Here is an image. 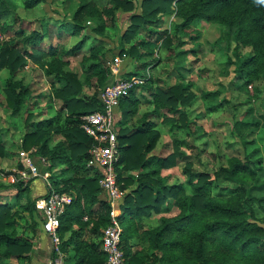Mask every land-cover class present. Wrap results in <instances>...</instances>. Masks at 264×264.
<instances>
[{
	"label": "trees",
	"instance_id": "obj_1",
	"mask_svg": "<svg viewBox=\"0 0 264 264\" xmlns=\"http://www.w3.org/2000/svg\"><path fill=\"white\" fill-rule=\"evenodd\" d=\"M35 1H27L26 7L33 9L41 2ZM109 1L111 6L103 10L93 2L81 5L71 19L73 30L70 34L80 36L86 22L95 21L101 26H96L94 31L103 35L106 22L111 21L117 11L131 13L130 25L121 35L120 55L136 60L147 59L142 66L147 69L159 62L156 57L150 60L155 54L151 49L153 43L147 38L154 35L160 37L158 29L162 18L174 15L180 20L174 24L173 34H164L166 36L160 45L181 59L187 54L186 51H178L187 43L183 40L184 35H189L186 34L187 30L196 22L204 21L221 28L222 36L216 46L224 52L231 54L232 45L235 44L233 54L237 61L230 56L227 66H235L236 79L244 80V87H250L264 78V2L261 0H142L139 5L134 0ZM6 13L7 7L0 0L1 31H6V24L1 23ZM152 25L157 28H152ZM21 30L18 32L21 33ZM144 31L145 35H141ZM46 33L42 28L41 31L34 30L25 36L24 45H19L20 42L14 39L1 42L0 71L7 70L9 73L3 83L6 107L11 110L13 117L22 114L28 99H31L30 90L23 81H17L16 76L27 66V59L40 64L46 77L53 82L52 95L61 102L60 109L51 119L39 122H32L35 116L28 111L25 114L27 130L21 148L25 151L36 148L35 157H42L49 162L46 170L52 173L55 190L74 197L61 217L59 234L62 238L71 229L72 223L79 225V229L70 237L74 243L75 264H107L102 238L99 243L94 238L103 237V231L110 223L111 205L109 200L101 198V173L88 166L91 159L89 151L94 140L81 125L84 116L103 111L100 95L114 82L113 76L110 69L103 65V49H90L82 64L87 66L85 74L88 80H95L96 91L93 96L83 98L84 84L76 73L66 71L70 64L66 58L80 54L86 45V38L60 53L53 46V41L48 50L45 47L43 49ZM124 43L131 46L124 49ZM27 46H31V52ZM246 48L251 51L243 56L240 50ZM125 77L143 78L145 84L142 86L152 80L138 72L128 73ZM56 83L60 85L58 88L55 87ZM239 88L242 87L239 85ZM134 90L124 99L131 106L127 115L137 112L138 101L130 99ZM259 92L262 94L261 109L264 116V91ZM216 93L213 96L219 95ZM153 96L156 113L166 110L174 116L169 118L164 115L165 122L177 129L190 130L187 108L197 98L192 84L178 83L166 91L158 89ZM209 96V93L203 94L205 98ZM219 108L220 104L211 109L216 111ZM242 123L238 120L234 127ZM153 125L141 123L133 135L122 130L118 135L121 156L116 166L117 182L123 191L137 185L126 196L119 218L123 230L121 247L126 264H264V229L251 223L254 220L264 224V166L263 158L257 157L261 148L251 149L254 141L248 140L247 134L243 138L237 134L239 143L244 147L242 159L230 158L228 165L222 166L213 176L195 171L194 164L187 162L183 169L186 181L168 184L169 178H162L161 171L177 167L178 158L184 155L177 148L175 153L165 158H148L161 137ZM58 136L63 139L52 145ZM7 156L9 154L0 133V157ZM19 169H23L22 164ZM58 169L61 171L55 173ZM129 171H137L138 176L127 177ZM34 180L27 185L17 183V197L29 191ZM220 180L236 185L230 197L214 194L213 189L216 187L223 190ZM3 189L0 185V191ZM37 200L30 199L25 204H0V264H6V260L13 257L26 259L32 251L30 238L26 232L19 235L18 229L26 227V230L34 231L39 226V217H35ZM26 214L31 218L27 219L24 216ZM155 215L159 216L158 224L149 226L147 221ZM86 216L89 218L83 222ZM21 218L26 219V225L19 223L17 219ZM85 235L92 239L85 241ZM69 243L67 241L65 245Z\"/></svg>",
	"mask_w": 264,
	"mask_h": 264
},
{
	"label": "rangeland",
	"instance_id": "obj_2",
	"mask_svg": "<svg viewBox=\"0 0 264 264\" xmlns=\"http://www.w3.org/2000/svg\"><path fill=\"white\" fill-rule=\"evenodd\" d=\"M27 1L29 0H1V2H4L7 7V13L3 20H1L2 24H6V31H1L3 38L0 40V44L1 42H7L14 39L20 42L19 45H24L23 40L25 36L30 35L34 30L41 31L42 28V30L47 32L43 49L45 47L46 50H48L52 41L56 38L52 44L59 49L60 53H62L73 48L81 39L86 38L87 41L83 51L74 57L66 58L70 62L69 66L66 67V71L76 73L84 84L83 98L93 96L96 91L94 85L95 80H88V77L85 74L87 66L82 64L84 56L89 55L90 49L94 47H101L103 49L105 55L102 59L103 65L106 68H109L111 73L116 71V69H113L115 68V65L120 64V66L117 67L120 68V73L124 70H128V72L134 71L143 75L147 79L151 76H165V74L160 72L161 68L165 66V68H168L167 72H169L170 65L176 63V61L180 59L179 57L174 56L171 61H164L162 59L164 54L162 53V50L164 49L160 45L161 40L166 36L164 34L166 32L173 34L175 21H180L174 15L162 18V23L159 26L160 29H158V31H160V37L154 35L151 38H147L153 43L151 49L154 50L155 54L152 56L153 59L151 58L150 60H154L155 57V59L161 58L163 65L162 67L159 66L156 68L161 62L159 61L157 64L149 67L150 69H146L142 66L147 59L136 60L130 56L120 55L121 35L130 25L131 13H124L120 10L117 11L116 14L113 15L111 21L109 20L106 22L103 35H99L94 31L96 26H101L100 23L97 24L95 21H87L80 36H72L70 34L73 30L72 24L70 23L72 21L71 19L81 5L93 2L100 10H103L104 8L111 6L109 0H41L39 5L33 9L26 7ZM38 1L39 0L35 1V3ZM134 1L139 5L142 0ZM44 21L46 22L43 24L42 22ZM28 22L32 23L28 25ZM64 23H67V25L63 26ZM152 28H157V26L152 25ZM20 29H23L21 30V33L18 32ZM145 33L146 31L142 32L141 35H145ZM186 34L189 35H184V40L188 42V45H190L191 41H194V43L191 44L193 49L202 48L203 45L206 48L203 53H200L199 56H197L196 61H193L194 65H191L194 73L195 70L197 71L195 74L200 77L198 79H201L199 81L201 89V92H199V95L201 96L200 98L204 101L205 97H203V94L209 93L211 96L205 100V104H209V106H218L220 104V108L217 109L216 113L210 114V116L205 115L204 117H201L200 115H204L206 110L202 105L196 107L198 110L197 114L201 119L197 121L195 126L192 125L190 130L191 134L187 137L191 147L183 148L181 151L186 155L192 156L189 161L195 164V171L206 172L213 176L222 166L228 165L230 158H243L244 147L239 143L240 138L236 135H241L240 137L243 138L247 134V139L254 141L250 148H261V153L257 157L259 158L261 156L263 158L264 166V116L261 109L262 94L259 92L264 91V78H260L250 87L243 86L244 80L239 81V79H236L235 66H227L228 57L232 56V59L237 61V58L233 54L235 44L232 45L231 54H227L224 50L216 46V43L222 36L221 28L218 25L208 24L204 21L196 22L190 30H187ZM191 37L196 38L191 39ZM175 41V43H177V39ZM130 46L131 44H123L124 49H128ZM214 48L215 54L213 53L212 55L211 53ZM27 50L31 52V46H27ZM250 51V48H246L241 49L240 53L243 56H247ZM171 54L173 55V53L170 52L166 59L170 57ZM30 61L37 64L35 61ZM28 72L29 73H22L20 76L24 77V82L25 80H27V82H32V86L30 87L31 99H28L27 106L23 109L20 116H18V114L16 117H13L11 115V110L6 107L3 83H0V133L13 140L9 145L15 146L16 144L19 146H16V149L17 153L21 150L19 152L22 157V160L20 161L21 164H24L25 158L30 152L34 151L35 153L37 151L36 148L29 151L22 150L21 148L23 142L21 137L27 130V127H25V114L27 115V112L29 111L35 116L31 119L32 122L38 121L39 119L49 120L58 113V110H55V106L59 108L61 104V102L56 100L52 95V89L49 84L50 81H48L45 76L44 70L40 64H37V68L31 67ZM166 74L168 77V73ZM112 76L115 77L113 74ZM167 77V81L172 82V80H169ZM121 78H123V76H121ZM147 84H150V81H148ZM239 85L242 87L241 89L239 88ZM59 86L60 85H58V87ZM147 87L149 86L147 85ZM207 88L212 91H204L205 89L207 90ZM216 92H218L219 95L213 96L214 94H217ZM28 106L29 109L27 108ZM117 108L115 109V125L117 122ZM122 108L128 110V103H123ZM194 116L195 115L192 116L193 119L195 118ZM238 120L244 122V124L242 123L235 128L234 125ZM161 126V134L166 136L167 140L172 141L175 136L172 134V127L170 125ZM15 140H18L19 142L14 143ZM12 149L15 150V148ZM7 153L9 154V152ZM22 153H26V155H23ZM15 155V153H12L10 158L13 159ZM31 158L33 159L35 166H39V176L35 177L30 190L23 192L21 197L15 198L8 194V196H5L3 199H9L10 202L15 201L19 204H25L28 200L33 199L37 194L46 190V182L43 176L46 173L44 167H48L49 162L45 161L44 163L41 159L38 160V157L33 155H31ZM184 167L185 163H179L177 168L172 171V178L181 181L185 180L183 174ZM17 169L18 167L13 171V174L15 173L16 176L19 171V169ZM93 170L96 171V168L93 167ZM16 181L17 180H15V182ZM1 182L7 184V182L0 179V183ZM220 182L223 190L220 187H216L213 189L214 194L216 196L230 197L233 194L236 185L223 182L222 180H220ZM262 195L263 194H260V196ZM24 216L28 219L31 218L27 214ZM35 217L38 219V216L35 215ZM158 219L159 216L155 215L147 222L149 226H156L158 224ZM17 220L19 223L21 222V225H26V219L21 218ZM23 231V228L18 229L19 235H23ZM101 237L102 236L98 238V241L101 240Z\"/></svg>",
	"mask_w": 264,
	"mask_h": 264
},
{
	"label": "crops",
	"instance_id": "obj_3",
	"mask_svg": "<svg viewBox=\"0 0 264 264\" xmlns=\"http://www.w3.org/2000/svg\"><path fill=\"white\" fill-rule=\"evenodd\" d=\"M175 23H179V22L176 20ZM54 40H53V42H54ZM192 43H194V41H191L190 45H188V42H187L183 47H181L178 50V51H186L187 54H184L182 59L180 58L178 61H176V63L171 64L170 67L167 66L170 68L169 72H167L168 68H165V66L163 68H161L160 72L165 74V76H162V77L160 75H159V77H157V76L152 77L151 76L152 80H150V84H146L145 86H139L133 91L130 99H131V101L132 100L138 101L137 112L135 114L127 115L126 112L128 110H125L124 108H122V105L125 102L128 103V105H129V102L126 100H122L119 104V107L117 108L116 128L118 129L119 132H120V130H122L124 133L129 132L128 134L133 135L137 131V129L139 127H141V123L145 124V126H147V123L154 124L153 128L156 129L157 131H159L160 134H161L160 128L162 127L161 125H170L172 127L171 131H172V134L175 135L174 139L172 141H169L166 139V136L161 134V137H160L159 141L157 142L155 149L148 155V158H152V157L165 158V157L175 153L177 148L181 150L183 148L191 147V145H189V142L187 140L188 135L191 134V132H190L191 128H190V130L177 129V128L173 127L171 123H167L164 121V117H163L164 115H167L169 118H173L174 117L173 115L168 114V112L166 110H163L159 114L155 112V104L153 103V101H154L153 95L156 93V91L158 89H160L162 91H166L169 87H173V86L177 85L178 83H182V84L190 83V84H192V90L196 93L197 98L187 108L188 109L187 113H188V117H189V122H191V127H192V125L195 126V124L197 123V121L199 119H201V117H204L205 115L210 116V114H214L217 111V110L214 111L211 109L214 106H209V104H205V102H206L205 100L207 98H204L205 99L204 101H203V99L200 98L201 96L199 95V92H201V89H200V82L199 81L201 79H198L200 77L195 74L197 72L196 70L194 73V71L191 68V65L192 66L194 65L193 61L195 62L197 56H199L200 53H203L206 50V48L203 45L202 48L193 49V47L191 46ZM163 49L164 50H162L163 51L162 53H164V54L162 56V59L164 61L169 62L173 59L174 56H176L175 53L171 52V53H173V55L171 54V56L166 59L167 55L170 52L165 48H163ZM210 51H209V53H210ZM218 51H220V50H218ZM213 53L215 54V48L212 50L211 54L213 55ZM159 61H161V62L159 63V65L156 68H158L159 66L162 67V65H163L161 58L159 59ZM119 66H120V64H117V65H115V68H113V69H116V71H114V73L112 72V74L115 75V77L113 76V81L115 79H124V78H121V76H124V75L126 76L128 73L134 72V71L128 72V70H124L123 72L120 73V68H117ZM31 67L37 68V64L32 63L29 59L27 66L21 72H19L18 75L16 76V80L17 81H23L24 77L23 76L21 77L20 74L29 73L28 71L30 70ZM166 73H168V77H167ZM0 74H1L0 83H4V81L8 79L9 73L7 70H3V71H0ZM166 77L169 80L171 79L172 82H168ZM47 79H48V81H50L49 82L50 87L53 88L52 87L53 82L48 77H47ZM23 84L25 86L29 87L30 94H31L30 87L32 86V82H30V81L27 82V80H25V82L23 81ZM58 85L59 84L56 83L55 87L58 88ZM147 85L149 87H147ZM209 90L212 91L209 88H207V90L205 89L204 91H209ZM134 96H135V98H134ZM199 101H202V102H199ZM201 105L205 108L206 113H204V115L201 114L200 115L201 117H200L197 114L198 110L196 107L201 106ZM25 106H27V103ZM27 108L29 109V106ZM130 108H131V106H129V109ZM56 109L59 110L60 106H59V108H57L55 106V110ZM30 114H32V113L30 112ZM193 115H195L194 119L192 118ZM49 117H51V116H49ZM39 121H43V120L39 119L38 121H35V122H39ZM2 135H3V140L5 141V145H6V152H9L10 155L12 153H15L16 155L13 159L10 158V155L5 157V158L0 157V179L4 182H7V184H5L3 182L0 183V185L3 188H5L2 191H0V204H10V203L12 204V203H17V202H15V201L10 202L9 199L7 200V199H3V198H5V196H8V194L10 196H14L15 198L17 197L18 191H17L15 185L17 183L21 182V177L19 175V171L23 170V169H19V165L21 164L20 161L22 160V157L19 154V152L21 150L18 151V153H17L16 148L19 146H17L16 144H15V146L9 145V143H12L13 140L11 138L4 136V134H2ZM22 138H23V135H22L21 139ZM62 139H63L62 136L56 137L53 140L52 145L57 144ZM16 142H19V141L15 140L14 143H16ZM12 148H15V150ZM35 153H34V151L30 152L29 157L31 158V155L35 156L34 155ZM180 153L183 154L184 157L178 158V165L181 162L185 163V164L187 162L194 164L193 162L189 161V159L192 157L191 155H186L182 151ZM39 159H41V161L44 163H45V161H47L46 159H44L42 157H38V160ZM43 160H45V161H43ZM32 161H33V159H32ZM16 166L19 169L17 176L15 175V173L13 174V171L16 170V168H17ZM194 166H195V164H194ZM37 167L39 169V166H37ZM48 167H44V168L46 169ZM23 168H24V165H23ZM175 168H177V167H175ZM175 168L162 170L161 171V177L162 178L168 177L169 178L168 184H173L176 182L184 183L186 181L185 175H184L185 180H182V181L175 179V178L174 179L172 178V174H173L172 171H174ZM60 171H61V169H58L55 171V173H58ZM6 172H9L10 174L5 176ZM46 172H50V171L46 170ZM129 175L138 176V172L137 171H129L126 174V176L128 177ZM15 180H17V181L15 182ZM50 181L52 183V180H50ZM32 183L30 184V188L32 186ZM25 185H27V184H25ZM136 188H137V185H134V186H131L130 188H128L127 190H124V191L122 190L124 195H123L122 201L119 203V206H118V217L119 218L122 214L121 206L124 205L126 196L130 192L135 190ZM47 193H48V188L46 186V190L37 194L33 198V200L47 196ZM101 198L104 200H108V196L104 192L101 194ZM15 208H18V206H15ZM35 215L39 217V221H37V222H39V226L36 228V230L30 231V230H26V227H23V229H24L23 233L26 232V234H28V237L30 238L29 240L32 244V251L30 252V254L28 255V257L26 259H18L17 257H13L9 260H6V264H8V263L9 264H54V262L56 264V261H58L59 259H62L63 264H75L76 260H74V258H73L74 257L73 255H75L74 243L72 241H70V237H71L72 233L76 232L79 229V225L76 223H72L71 229L69 231L65 232L62 238L60 237L62 245H60V254L58 255V253L54 250L53 242L51 241L48 234L43 230L41 214L36 210ZM88 218H89V216H86V218L83 222H87ZM20 224H21V222H20ZM22 225H24V224H22ZM19 229H21V228H19ZM87 232H88V230H86V234H87ZM83 234H85V232ZM91 239L92 238L89 235H85V239H84L85 241H88ZM67 241H69L70 243L68 245H65V242L67 243ZM94 241L97 243L100 242V240L98 241L97 238H94ZM53 258H55L54 261H53Z\"/></svg>",
	"mask_w": 264,
	"mask_h": 264
},
{
	"label": "built area",
	"instance_id": "obj_4",
	"mask_svg": "<svg viewBox=\"0 0 264 264\" xmlns=\"http://www.w3.org/2000/svg\"><path fill=\"white\" fill-rule=\"evenodd\" d=\"M0 27V40H2ZM145 84L139 77L130 79H115L101 93L100 100L103 111L86 115L82 118V129L94 140L89 153L91 156L89 167H95L101 173L100 187L107 194L111 205L110 223L103 231L102 250L107 256V264H126L121 247L122 227L118 217V206L123 199V191L117 182L116 166L120 162L119 131L115 125V109L120 102L130 96L132 90ZM26 155V153H22ZM45 161V160H43ZM23 170L19 171L21 182L28 184L30 180L39 176L29 155L26 156ZM48 188L47 196L36 201V210L41 214L43 230L54 244V250L60 254L61 239L59 230L61 217L72 204L74 197L55 190L51 183V173L43 176ZM56 264H63L62 259Z\"/></svg>",
	"mask_w": 264,
	"mask_h": 264
},
{
	"label": "water",
	"instance_id": "obj_5",
	"mask_svg": "<svg viewBox=\"0 0 264 264\" xmlns=\"http://www.w3.org/2000/svg\"><path fill=\"white\" fill-rule=\"evenodd\" d=\"M251 223H253V224H257L258 226H260L261 228H263V229H264V224H263V223H261V222H259V221H254V220H251Z\"/></svg>",
	"mask_w": 264,
	"mask_h": 264
},
{
	"label": "clouds",
	"instance_id": "obj_6",
	"mask_svg": "<svg viewBox=\"0 0 264 264\" xmlns=\"http://www.w3.org/2000/svg\"><path fill=\"white\" fill-rule=\"evenodd\" d=\"M261 2H264V0H261Z\"/></svg>",
	"mask_w": 264,
	"mask_h": 264
}]
</instances>
